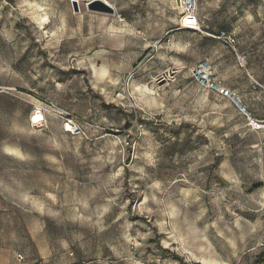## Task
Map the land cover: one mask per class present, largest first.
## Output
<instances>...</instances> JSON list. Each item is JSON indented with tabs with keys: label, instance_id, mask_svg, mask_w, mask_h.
Masks as SVG:
<instances>
[{
	"label": "rangeland",
	"instance_id": "1",
	"mask_svg": "<svg viewBox=\"0 0 264 264\" xmlns=\"http://www.w3.org/2000/svg\"><path fill=\"white\" fill-rule=\"evenodd\" d=\"M77 1L0 0V264H264V0Z\"/></svg>",
	"mask_w": 264,
	"mask_h": 264
},
{
	"label": "built area",
	"instance_id": "2",
	"mask_svg": "<svg viewBox=\"0 0 264 264\" xmlns=\"http://www.w3.org/2000/svg\"><path fill=\"white\" fill-rule=\"evenodd\" d=\"M178 9L182 10V25L190 29L201 30V18L199 15V0H177ZM212 36L224 39L231 46H235L237 39L229 34L227 31H220L218 34H211ZM239 61L241 66L245 67L247 64V57L244 54H239ZM195 76L201 81V83L212 92L219 94L222 97L231 99L239 108V110L246 114L250 123L254 126L260 127L258 120L254 119L251 115V111L247 105L243 103L240 96L233 90L226 87L214 74L212 63L209 59H203L194 69ZM252 86L254 90H258L263 85L255 78L252 79ZM66 128L73 132L75 135L80 134L81 128L73 121L66 123Z\"/></svg>",
	"mask_w": 264,
	"mask_h": 264
},
{
	"label": "water",
	"instance_id": "3",
	"mask_svg": "<svg viewBox=\"0 0 264 264\" xmlns=\"http://www.w3.org/2000/svg\"><path fill=\"white\" fill-rule=\"evenodd\" d=\"M77 0H73L75 10H78ZM88 8L95 11H104L107 13H114L115 8L109 2L105 0H91L88 2ZM181 12L182 10L179 9Z\"/></svg>",
	"mask_w": 264,
	"mask_h": 264
},
{
	"label": "bare ground",
	"instance_id": "4",
	"mask_svg": "<svg viewBox=\"0 0 264 264\" xmlns=\"http://www.w3.org/2000/svg\"><path fill=\"white\" fill-rule=\"evenodd\" d=\"M179 12L181 13V16L183 15L182 12L179 10ZM184 17V16H183ZM260 123V122H259ZM261 125V124H260Z\"/></svg>",
	"mask_w": 264,
	"mask_h": 264
},
{
	"label": "trees",
	"instance_id": "5",
	"mask_svg": "<svg viewBox=\"0 0 264 264\" xmlns=\"http://www.w3.org/2000/svg\"><path fill=\"white\" fill-rule=\"evenodd\" d=\"M194 264H201L200 262H196V263H194Z\"/></svg>",
	"mask_w": 264,
	"mask_h": 264
}]
</instances>
